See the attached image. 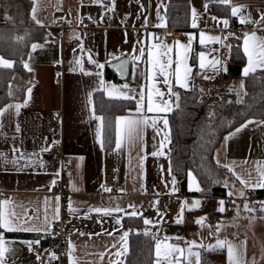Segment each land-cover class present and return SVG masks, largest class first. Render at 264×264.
Returning <instances> with one entry per match:
<instances>
[{"label": "crops", "instance_id": "0c3cea01", "mask_svg": "<svg viewBox=\"0 0 264 264\" xmlns=\"http://www.w3.org/2000/svg\"><path fill=\"white\" fill-rule=\"evenodd\" d=\"M31 4L33 10L36 1L32 0ZM48 4L49 14L47 10L46 13L36 10L39 13L37 20L24 23L28 13L22 9L21 0H0V57L12 62L13 67L8 69L14 71L10 99L0 107L7 108L0 115V154H3L0 155V194L8 195L1 201L10 200V207L17 214L30 217L31 225L41 228L50 225L47 231L41 232H6L5 238L12 242V251L6 253L4 264H46L47 257L55 254L56 245L44 248L40 259H37L33 248L35 243L30 249L25 242H35L49 235L54 222L59 220L69 238L65 264H70V244L74 246L71 258L75 264H126L130 235L138 228L133 223L128 224L125 218H138L143 230L155 237L153 264L156 262L157 240L185 249L187 241H196L198 245H204L193 249L200 253V264H203L205 253H213L215 262H219L220 255H223L225 264H228L226 247L209 249L218 239L235 246L240 254V264H264V211L261 210L264 208V196L255 195L264 188L245 187L237 179V175L244 180L251 177L253 185L260 180L256 169L258 164L264 168V118L245 120L229 131L225 137L230 138L226 141L224 137L217 147L215 159L224 167L227 165L228 175L224 184L228 188V197L213 200L193 194L202 191L203 185L192 172L188 176L189 193L181 192L171 161L173 141L169 119L180 102L181 93L194 87L195 76L205 85L231 83L244 92L245 87L241 84L245 86L246 76L242 74V78L227 81L224 72L237 41L241 42V70L247 65L243 51L245 33L255 32L258 37H264V23L252 22L261 20L264 0H230L228 5L218 0H48ZM233 5L244 6L236 16L231 14ZM171 7L175 10L170 13ZM193 10L197 27L192 26ZM128 16L130 20L126 24L124 21ZM241 17L249 19L241 23ZM59 19L72 27L70 35L65 36L57 26ZM83 19L93 20L94 26L78 28ZM224 20L228 22L227 27ZM136 32L140 36H136ZM202 32L206 37L203 45L200 44ZM208 36H218L220 41H210ZM190 37L188 65L192 74L188 89L179 87L173 79L171 91L179 95L177 101L175 96H169V86L164 84L163 77L157 76L155 82L146 79L151 69L147 63V50L159 38L173 46L170 55L175 61V42L187 45ZM33 44L38 46L35 50ZM141 48L145 55L134 60ZM200 52L205 53L206 64L213 58L220 61L217 71L199 68L197 55ZM123 59L129 62V66L125 76L121 77L112 64ZM25 63L31 71L24 67ZM100 64L104 65L103 69L97 67ZM172 67L175 68V63ZM261 71L264 67H256L249 75ZM205 76L213 78L205 79ZM153 83L164 93L163 99L170 100L172 110L167 113H148L145 110V116L158 120L156 128H145L141 138L133 143L123 142L120 149L116 148L115 136L114 144L107 147L105 120L102 140L97 135L100 122L96 117L103 115L96 111L95 96L99 94L117 99L114 98L116 93L108 94L112 85L135 95L136 99L143 90L146 109L148 87ZM125 84L128 89H123ZM158 99L154 96V101ZM131 101L133 105L129 111L117 117L135 113L136 101ZM16 104L21 105L18 112L15 107H8ZM165 116L167 129H163L160 120ZM157 128L162 129L159 134ZM165 132L169 140L163 141L165 146L161 148ZM59 141L63 142L61 159L44 157L43 149ZM159 151L165 155H152ZM62 164L70 166L64 184L65 198L53 184L60 176ZM116 184L124 185L125 192L115 193ZM230 191L234 195L230 196ZM240 192L244 193L243 197ZM56 197H59L58 217ZM159 197L171 201L169 210L154 209V201ZM70 201L77 210L73 213L69 212ZM194 201H200L199 207L193 208ZM220 201L224 202L225 211H219L217 221L212 223L208 220L209 205L214 202L212 207L219 208ZM245 203L253 211L246 209ZM182 205L183 222L176 223ZM116 206L125 211L112 215L88 211L89 208ZM133 210L137 212L136 217L126 214ZM200 217H206L203 227L195 223ZM117 218H121L120 224L116 223ZM144 219L152 223L145 224ZM124 232L128 235L122 240ZM165 237L170 239L165 240ZM117 252L123 254L117 256ZM191 259L195 264V257ZM181 264L186 262L182 259Z\"/></svg>", "mask_w": 264, "mask_h": 264}, {"label": "trees", "instance_id": "16d2710c", "mask_svg": "<svg viewBox=\"0 0 264 264\" xmlns=\"http://www.w3.org/2000/svg\"><path fill=\"white\" fill-rule=\"evenodd\" d=\"M184 9L187 12V9ZM172 10L175 8L171 7L169 12ZM240 46L241 42L237 41L231 52L224 72L227 81L243 77ZM244 79V93L237 98L229 93L230 88L215 84L205 85L195 76L194 87L181 93L179 107L169 115L173 141L171 161L182 193H189L188 176L192 172L203 185L202 191L193 194H201L210 200L228 197V188L224 184L228 172L222 164L217 163L216 149L225 135L245 120L264 118V71ZM13 80L14 71L0 67V107L10 99L9 89ZM207 87L208 89H205ZM209 95L213 98L212 101ZM132 105L131 100L109 99L99 94L95 96L96 111L102 114L105 120L104 135L107 147L114 144L116 117L127 113ZM255 195L264 196V190L256 192ZM213 204L214 202L209 208H212ZM125 220L138 228L130 235V252L126 264H153L155 239L151 234H144L143 224L138 218ZM220 256V261L215 262L213 253H205L202 263L225 264V258Z\"/></svg>", "mask_w": 264, "mask_h": 264}, {"label": "snow or ice", "instance_id": "6c2138e0", "mask_svg": "<svg viewBox=\"0 0 264 264\" xmlns=\"http://www.w3.org/2000/svg\"><path fill=\"white\" fill-rule=\"evenodd\" d=\"M62 2V0H61ZM98 2V0H97ZM219 3L228 5L230 4V0H218ZM244 6H235L233 5L231 7V14L233 16H236L241 9ZM193 27H197L196 24V12L193 10ZM35 18V17H34ZM213 19H216L215 17ZM247 17H241V23H244L248 20ZM256 24L264 23V14L261 16L260 21H252ZM39 23V21H37ZM225 27H227V20L223 21ZM146 26V24H145ZM205 34L202 32L200 34V44L203 45L205 43ZM157 39V43L153 44L151 48L147 50V63L151 66L150 73L146 76V79H151L153 82L156 81L157 76L163 77L164 84L169 86V96H175L176 100L179 101V95L175 92L171 91L172 82L173 79L175 80V84L178 85L181 88L188 89L189 88V80L192 74V68L188 65V59H189V52L191 51V37L189 38V43L187 45L182 44L179 41L175 42V46L177 47V51L175 53L176 59L173 61L172 56L170 53L173 52V46L165 44L162 40L159 38ZM208 40L219 42L220 37L218 36H208ZM227 39V37H225ZM38 46L33 44L32 48L35 50ZM229 51H231V46L229 45ZM243 51L245 56L247 57V65L244 67L242 74L244 76H248L250 72L255 71L256 67H264V37H258L255 32L248 34H244V40H243ZM145 55V50L141 48L139 50V56L133 57L134 60H138L141 57ZM198 59V66L201 70H204L205 68H211L213 71L218 70V65L220 64V61L216 58H213V60L209 61L207 64L205 63V53L200 52L197 55ZM79 63V61L77 62ZM124 63L121 62L119 65H117V70L123 73L124 71ZM173 63H175V68H173ZM0 67L3 68H12L13 63L4 60L2 57H0ZM24 67L31 71L28 64L25 63ZM98 68L103 69L104 65L100 64L97 65ZM83 71V69H81ZM99 75V73H97ZM205 79H211L213 77L205 76ZM101 84L103 85V81H101ZM241 87H243V84H241ZM110 91L108 92L109 96H112L113 93H116V96L114 98L117 99H124V100H135L136 101V109L135 113H129L126 117H117L115 122V144L116 148L120 149L123 142L133 143L136 139L141 138V134L144 131L145 128L151 126L153 128L157 127L158 120L157 119H150L149 117L145 116V110L148 113H167L170 112L171 109V102L170 100H164V93L161 92L158 88L155 87V83L150 85L148 87L147 91V106L145 109V92L142 90L139 92V99H136L135 95H129L127 92L122 91L121 89H117L114 85L109 86ZM123 89H128V85H123ZM131 92H135V90H129ZM200 91H203V89H200ZM27 92L30 96L31 94V88L27 89ZM154 96L159 98L158 100L154 101ZM27 101H25V104ZM179 107V104L176 105ZM8 107H15L17 112L19 111V108L21 105H9ZM7 111V108L0 109V115H3V113ZM212 115V114H210ZM96 119L100 122L98 125V137H103L104 132V117H96ZM160 120H162L163 129L168 128V120L165 117H161ZM240 129H237L239 131ZM162 131V129L157 128L158 134ZM230 137H225V140L227 141ZM169 140L168 134L165 132L162 137V143L161 148L165 146L163 141ZM170 142V141H169ZM50 147H45L43 151H49ZM3 155V154H0ZM153 156L158 155H165L163 151L159 152H153ZM219 163V161H217ZM227 167V165H225ZM231 170V169H230ZM257 172L260 174V180L256 184H251L250 179L244 180L239 175H237V179L240 180L241 184L245 185V187L249 188H256V187H262L264 188V168H261L259 164L257 165ZM175 182V178H173V183ZM55 181H53V184ZM106 191H111V189H105ZM229 195H234L233 192H229ZM239 195L241 197L244 196L243 192H240ZM57 201V208L56 213L58 217L59 213V197L55 198ZM10 200H3L0 201V264H4L5 262V256L6 253H9L12 251L11 249V241L7 240L5 238L6 232H18V231H24V232H41V231H47L50 225H46L45 227H37L35 225H31L29 223L30 217H27L26 214L20 215L17 214L14 210V208L10 207ZM154 203H159V201H154ZM220 207L218 208V211L224 212L225 209L223 207L224 202L220 201ZM200 205V201H194L193 202V208H197ZM129 207L135 208L134 205H130ZM244 207L248 209L249 211H253V209L249 208V205L245 203ZM264 211V208L261 209ZM77 211L75 208L72 207L71 201L69 202V212L73 213ZM88 211L95 212V213H102L103 215H112L114 212H123L124 209L120 208L119 206H116L115 208H89ZM184 206H181L180 213L175 220L176 223H182V216H183ZM127 215L131 217H136L137 212L133 210L131 213H126ZM158 215H163L162 213H158ZM206 220V217H200L198 218L195 223L204 226V221ZM116 223H121V218L116 219ZM145 224H151L152 221L149 219H144ZM217 232L219 231V225L217 226ZM83 234V233H81ZM109 235H112V233H108ZM145 235H149V232L146 230ZM212 234V233H210ZM128 233L124 232L121 236V239H125L127 237ZM153 239L155 237L153 236ZM170 239L169 237H165V240ZM28 244L29 248L31 249L32 243H39V240L35 242H25ZM187 248H181L179 246L170 245L167 243H161L159 240H157L155 244V257L156 262L155 264H181V260L183 259L186 264H192V257H195V264H200V253L197 251H193L194 248L197 247H204L203 244H197L196 241H187ZM115 247V245H113ZM227 249V257H228V264H240V254L238 253L235 246H233L230 242L227 240H217L215 245H210L209 249H216V248H225ZM74 251V246L70 244L69 249V257H70V264H75V261L71 258V252ZM127 249L125 248V252ZM123 253L117 252L116 255H122ZM53 258H56L53 254ZM101 258H103V254H101ZM37 259H40L39 255L37 256ZM255 264V262H254Z\"/></svg>", "mask_w": 264, "mask_h": 264}, {"label": "built area", "instance_id": "2783aa9c", "mask_svg": "<svg viewBox=\"0 0 264 264\" xmlns=\"http://www.w3.org/2000/svg\"><path fill=\"white\" fill-rule=\"evenodd\" d=\"M130 20V17L128 16L125 19V23L127 24ZM57 26L63 31V34L65 36L70 35V32L72 30V27L67 25L62 19L57 20ZM94 26V21L91 19H83L81 21V24L78 28L84 29L88 27ZM252 29V28H250ZM258 34L261 33V31L256 30ZM136 36H140L139 32L135 33ZM63 155V142H55L51 145L49 151H44L43 156L50 160H59L61 159ZM69 169L70 166L68 164H62L61 165V173L58 179L55 180V188L59 190L60 194L63 196V198L66 197V190H65V181L67 180L69 176ZM114 192L115 193H124L125 192V186L122 184H116L114 186ZM7 194H0L1 199L7 198ZM159 203H155L154 209L157 211L161 210H169L172 206L171 201L166 197H159L157 198ZM156 200V201H157ZM218 207L214 206L208 211V220L212 223H215L218 219ZM39 240L38 244H34V253L37 255H41L44 248L47 246H53L52 244L56 245V252L54 256L56 258H53V256L47 257L46 264H65V259L68 255V248H69V238L66 235L63 223L62 221H56L53 224L51 233L47 236H42L35 241Z\"/></svg>", "mask_w": 264, "mask_h": 264}, {"label": "rangeland", "instance_id": "374dc122", "mask_svg": "<svg viewBox=\"0 0 264 264\" xmlns=\"http://www.w3.org/2000/svg\"><path fill=\"white\" fill-rule=\"evenodd\" d=\"M21 1L23 3V5H21V6H23L22 9L26 10L28 13L27 16L25 14V18L23 20L24 23L34 22L35 20H37L39 13L35 12L36 10L39 12H43V13H46V10H47V12L49 14L50 9L48 8L49 7L48 0H34V1H36V7L33 10L31 9L32 4L30 5L32 0H21ZM224 86H226L227 88H230V91L234 90V94H232V95H234L237 98L241 97L242 94L244 93V92L242 93L237 86H235L231 83L229 85H224ZM244 87L245 86L243 85V88ZM205 89H208V87ZM207 93H208V91H207ZM209 97H210V100L212 101L213 98L211 97V95H209Z\"/></svg>", "mask_w": 264, "mask_h": 264}, {"label": "water", "instance_id": "95a60500", "mask_svg": "<svg viewBox=\"0 0 264 264\" xmlns=\"http://www.w3.org/2000/svg\"><path fill=\"white\" fill-rule=\"evenodd\" d=\"M121 62H125V63H124V71H123V73H121L120 71H118V70H117V67H116V66L119 65ZM128 66H129V62H128L127 60H125V59L120 60V61H117V62H114V63L112 64V68L115 69V70H117L118 73H119V75H120L121 77L125 76V74L127 73V71H128ZM229 93H230V94H234V90H231Z\"/></svg>", "mask_w": 264, "mask_h": 264}]
</instances>
